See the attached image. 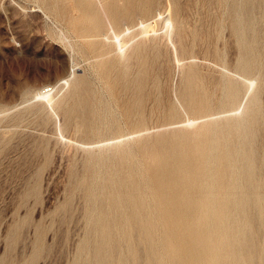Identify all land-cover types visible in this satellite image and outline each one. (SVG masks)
Returning <instances> with one entry per match:
<instances>
[{"label":"bare ground","instance_id":"1","mask_svg":"<svg viewBox=\"0 0 264 264\" xmlns=\"http://www.w3.org/2000/svg\"><path fill=\"white\" fill-rule=\"evenodd\" d=\"M37 1L59 26L52 34L67 50L95 57L93 67L110 100H122V106L94 101L86 78L74 76V64L61 84L25 91L24 102L39 101L42 106L35 108L44 112L43 121L62 112L59 134L72 129L84 139L122 131L120 113L128 124L144 126V102L151 98L154 107L159 104L154 68L164 39L175 37L184 50L188 43L189 25L179 0ZM214 3L222 6L223 1L202 0L207 27L213 23L219 29L227 19L239 49L235 71L240 78L200 72L189 64L179 89L187 114L183 123L154 134L139 132L133 141L105 142L86 150L81 173L71 166L74 189L85 202L84 235L71 264H264V18L260 30L255 15L264 0H228L225 16L213 10ZM158 22L162 33L150 36ZM217 108L232 112L206 118ZM167 116H179L175 104ZM69 205L67 197L59 220ZM26 220L11 224L10 235ZM38 243L36 234L33 257L42 251ZM10 263L8 255L0 256V264Z\"/></svg>","mask_w":264,"mask_h":264},{"label":"rangeland","instance_id":"2","mask_svg":"<svg viewBox=\"0 0 264 264\" xmlns=\"http://www.w3.org/2000/svg\"><path fill=\"white\" fill-rule=\"evenodd\" d=\"M183 1L179 0L185 8L182 14L187 20L186 24L191 27H188L186 36L189 44L184 50L175 37L167 41L164 39L163 54L154 68L160 86L158 107H154L151 98L144 102V126L128 124L120 113L122 131L108 132L100 140L84 139L72 129H62V134H59L57 128L63 123L62 112L56 111V116L50 115L48 120L43 121L44 112L35 108L42 104L35 99L24 102L23 96L26 95L25 91L38 89L43 84H61V79L68 75L74 64V76L86 78V90L94 101L103 98L116 106L114 108L120 109L122 100H110L104 79L93 67L95 57L76 49L67 50L64 43L52 34V31H58L59 26L43 11L37 0H0V256L8 255L10 264H21L25 260L31 261V264L72 263L78 241L84 235L82 210L85 202L82 192L74 189L71 166L81 173L86 150L100 147V144L102 147L105 142L133 141L139 132H145L143 135L154 134L157 129L177 127L183 123L187 114L179 99V89L184 67L194 64L200 72L215 76L224 72L227 76L240 78L235 71L239 49L227 19L224 20V28L218 29L212 26L213 23L207 27L202 0ZM222 1V6L214 3L213 10L225 16V2L228 0ZM255 15L258 27L262 30L264 3L256 8ZM158 23L155 30L149 32L150 36L162 33L163 27ZM215 51L222 52L221 57L216 56ZM262 51L264 68V39ZM110 52L105 56H111L113 52ZM174 53L176 59L172 57ZM178 58L180 62L175 61ZM245 99L242 96V104ZM262 99L264 101V95ZM170 104L178 108V117L171 119L167 116ZM230 112L232 110L217 108L206 118L224 116ZM35 185L36 191L31 192V187ZM67 197H70L69 210L61 221L58 209ZM25 217L27 220L17 225L16 234L10 235V225ZM36 234L39 235L38 244L42 246V251L33 257ZM9 238L13 241L11 249L7 251Z\"/></svg>","mask_w":264,"mask_h":264}]
</instances>
